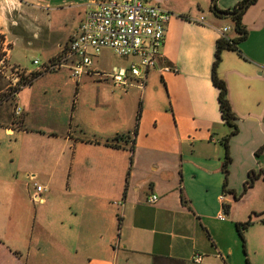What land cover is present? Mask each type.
I'll use <instances>...</instances> for the list:
<instances>
[{
	"label": "crops",
	"instance_id": "obj_1",
	"mask_svg": "<svg viewBox=\"0 0 264 264\" xmlns=\"http://www.w3.org/2000/svg\"><path fill=\"white\" fill-rule=\"evenodd\" d=\"M89 1L0 0L9 62L39 71L76 33ZM143 1L170 12L143 86L129 73L125 84L95 75L136 61L117 55L119 66H104L108 48L76 83L61 66L12 95L0 75V264H264V0L244 10L246 36L216 66L237 127L225 186L229 128L211 68L218 30L228 25L225 36L236 37L233 22L212 12V0ZM215 1L232 10L240 0ZM192 7L212 15L191 22ZM22 47L43 57L34 69L14 59ZM250 171L258 176L243 190ZM32 182L46 188L43 203ZM248 218L243 252L235 224Z\"/></svg>",
	"mask_w": 264,
	"mask_h": 264
},
{
	"label": "built area",
	"instance_id": "obj_2",
	"mask_svg": "<svg viewBox=\"0 0 264 264\" xmlns=\"http://www.w3.org/2000/svg\"><path fill=\"white\" fill-rule=\"evenodd\" d=\"M170 12L156 4H149L143 0H92L86 4L83 18L77 27L76 33L59 53L45 63L39 71H52L61 66H67L69 78L76 83L88 71L92 64V57L101 49L108 48L114 54L124 57H134L136 61L125 69H112L109 72H96L102 78H111L113 81L125 84L127 73L136 77L143 86L146 71L155 66L156 58L164 38L165 28ZM203 17L197 21L201 22ZM230 29L228 25L219 28V37H226ZM10 42L5 34L0 33V75L8 82V92L12 95L30 83L31 72L23 70L9 62ZM33 64L38 60L33 59ZM168 71L169 68H164ZM22 109L15 105L13 113L18 116ZM35 200L43 203L40 194L46 188L37 182H32ZM157 200L156 195L147 197L149 203ZM219 200L224 205L223 195ZM224 213H218V219H224ZM192 261L199 262L201 256L194 254Z\"/></svg>",
	"mask_w": 264,
	"mask_h": 264
},
{
	"label": "trees",
	"instance_id": "obj_3",
	"mask_svg": "<svg viewBox=\"0 0 264 264\" xmlns=\"http://www.w3.org/2000/svg\"><path fill=\"white\" fill-rule=\"evenodd\" d=\"M245 1L246 0L238 1L234 5L232 10L233 11L237 10ZM254 1L255 0H251L249 2V4L253 3ZM244 10L245 9L238 12L234 16L229 17L231 19V21L233 22L234 31L236 32L237 36L234 38L219 37L216 40L215 51H214V60L212 62V68H211V81H212V84L217 88V102H218V109L220 112V117L223 120V122L227 125V127L229 128L228 133L224 137H222V140H221V144L223 145V148H224V157H223V161H222V172L224 175L223 186L226 185L227 164L230 160V158L228 156L227 141H228V138L230 136H232L236 133L237 127L235 124V116L231 110L230 103H229V100L227 97V88H226L225 82L217 75L216 66H217L218 62L220 61V52L223 49L237 50V42L240 40H243L245 38L246 29H245L244 25L241 23V16H242ZM221 17H224V16H221ZM42 72H44V71H32L31 72V77H32L31 81L36 76L41 74ZM257 176H258L257 174L250 171L247 175V179L245 180V182L243 184V190H246L247 188L251 187L253 184V181L257 178ZM262 178L264 180V173L262 174ZM223 191H224V189H223ZM223 207L227 208V206H225V205H223ZM261 221L264 222V218H262ZM251 223H252L251 219L248 218L247 220H245L243 222H237L235 224L237 234H238V236L241 240V243H242L243 252H244V236H243V233H244V230ZM245 262H246V264H248L246 259H245Z\"/></svg>",
	"mask_w": 264,
	"mask_h": 264
},
{
	"label": "rangeland",
	"instance_id": "obj_4",
	"mask_svg": "<svg viewBox=\"0 0 264 264\" xmlns=\"http://www.w3.org/2000/svg\"><path fill=\"white\" fill-rule=\"evenodd\" d=\"M187 2L189 3V1H185L186 4H187ZM209 4H210V2H208V5ZM186 14H187L186 18L189 21L194 22L196 17H198V14H200L203 17H207L208 15H212V12L210 11L209 7H205L202 11H199L196 7L195 8L192 7L190 9V11ZM222 19H224L225 21H228L229 23H232V21L229 17H223ZM34 57H37V59L39 61L43 60L42 56L38 55L37 53H35L30 48H24V47L18 48V49H16L15 54H14V59L18 60V62H20V64H21V66L22 65L26 66L27 69H34L35 68V66L31 63V61ZM100 61L103 63V65L106 64L108 66H111V65L119 66L121 64L122 58L115 55L112 51L104 49L100 52ZM106 65H104V66H106ZM62 75L64 76L63 78L65 80H67V76L65 75V70H62ZM52 93L55 94L56 91L52 90ZM136 93H138V92H136ZM72 95H73V93H72ZM261 182H262V180H261ZM262 184H263V182H262ZM225 195H226V193H225Z\"/></svg>",
	"mask_w": 264,
	"mask_h": 264
},
{
	"label": "water",
	"instance_id": "obj_5",
	"mask_svg": "<svg viewBox=\"0 0 264 264\" xmlns=\"http://www.w3.org/2000/svg\"><path fill=\"white\" fill-rule=\"evenodd\" d=\"M251 0H246L237 10H220L216 7L215 5V0H212L211 2V10L213 13L219 16H224V17H232L238 12L242 11L243 9H246L247 5L249 4Z\"/></svg>",
	"mask_w": 264,
	"mask_h": 264
}]
</instances>
